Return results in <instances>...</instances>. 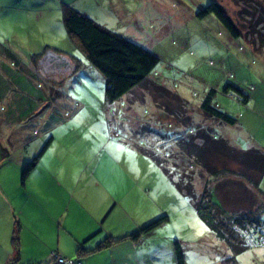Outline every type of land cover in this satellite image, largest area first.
I'll list each match as a JSON object with an SVG mask.
<instances>
[{
	"label": "rangeland",
	"instance_id": "374dc122",
	"mask_svg": "<svg viewBox=\"0 0 264 264\" xmlns=\"http://www.w3.org/2000/svg\"><path fill=\"white\" fill-rule=\"evenodd\" d=\"M112 2L131 12L126 20L114 11L110 20H105L106 11L102 2L100 6L92 0L82 3L90 16L101 17L104 26L127 36L131 42L158 57L152 75L187 100L191 123L183 126L166 116L157 115L160 111H156L151 95L140 87L119 100L108 102L104 96L103 76L71 42L60 20L61 12L56 9L47 17L45 31L41 23L32 25L34 33H24V39L19 37L14 43L16 51L23 52L21 58L25 64L48 52L57 63V68L61 69V64L65 63L63 69L68 67L69 73L57 70V74L49 67L44 70L58 80L52 88L45 87L46 83L42 82L44 88L54 95L53 109L45 119L46 125L43 128L22 127L31 149L36 145L38 150L49 135L53 138L24 181L21 179L22 167L28 161L16 165L8 159L3 173L8 178L16 175L22 208L33 211L37 195L43 199L42 193L49 192L50 181L47 179L46 184L43 181L44 176L49 177L46 173L48 169L39 163L64 157L68 174L78 179L84 162L97 154L99 161L117 163L132 172L137 178L135 182L141 184L143 197L150 199L161 211H193V230L198 225L203 228L197 227L196 235L204 234L207 226L196 214L193 201L182 192L180 194L174 181L186 178L192 183L186 190L198 198L207 185L208 173L200 165H193L187 157L178 155L176 142L201 127L214 132L212 134L216 138L236 140L237 144H241L238 149H257L264 153V46L256 49L248 39L230 36L213 14L198 18L195 13L209 2H217L232 19L244 20L246 25L251 22L252 29L258 28L264 33V0H104L103 3L109 6ZM20 33L18 29L17 34ZM10 35L9 31L0 30V43L12 45ZM33 40H42V46H47H40L38 55L28 57L25 53L35 52ZM81 66L80 72H77ZM23 74L29 75L32 80L37 79L33 73L23 71ZM209 89L215 93L213 105L221 103L229 108V114L236 118L234 124L203 116L199 106ZM58 91L61 98H58L61 96ZM242 95L248 99L247 103L245 101L248 105L237 101L236 97ZM45 102L48 104L49 99ZM245 106L248 109L239 125L242 113L239 107ZM48 107L39 105L36 111L44 113ZM220 109L223 111L224 107ZM33 128L35 131L31 132ZM208 156L218 163V168L221 166L213 153L208 152ZM61 171L64 172V169L61 168ZM216 178L218 181L224 178L236 180L228 173H220ZM186 179L183 185H187ZM259 183L260 188L264 186V179ZM231 184L226 189H217V194L226 208L237 210L243 203L240 198L242 188H229ZM212 234H207L205 239L209 241L211 238L219 243V238Z\"/></svg>",
	"mask_w": 264,
	"mask_h": 264
},
{
	"label": "crops",
	"instance_id": "0c3cea01",
	"mask_svg": "<svg viewBox=\"0 0 264 264\" xmlns=\"http://www.w3.org/2000/svg\"><path fill=\"white\" fill-rule=\"evenodd\" d=\"M92 1L97 6L102 2V8L106 11L103 16L105 20H110L113 11L125 20L131 13L117 7L113 2L107 6V3H103L104 0ZM82 2L85 0H0V30L9 31L13 39L12 45L0 43V264H6L14 256L11 240L15 223L19 225V259L16 264H57L50 263V254L53 251L65 258L80 260L83 264H177L175 241L182 246L183 264H264V248H247L234 254L226 242L208 227L204 234L196 235L197 227H203L196 226L195 222L196 230H193V211H161L150 199L143 197L141 184L135 182L137 178H134L132 172L117 163L99 161L97 154L84 162L78 179L68 174L64 157L39 163L46 165L48 169L46 173L49 177L44 176L43 181L45 184L47 179L50 181L49 192L42 193L43 199L38 195L37 199L35 197L33 211L22 208L17 192V177L14 174L9 178L5 177L4 164L9 159L11 163L22 165L36 156L39 149H36V145L33 149L27 145L23 134L25 129L22 127L43 128L46 117L53 109L54 95L44 88L43 83H46L45 87L52 88L58 80L49 76L46 69L49 67V70L56 72L69 71L68 67L63 69L66 63L61 64V69L57 68V63L48 52H43L39 59L25 64L21 58L23 52L16 51L14 43L19 37L24 39V33H34L32 25L41 23L42 30L45 31L47 17L56 9L62 15L64 6L71 7L106 27L101 17L89 15ZM18 29L21 31L20 35L17 34ZM33 42L35 52L25 53L28 57L38 55V49L43 45L42 40ZM45 46L47 45L42 48ZM72 66L73 63L69 64L70 68ZM81 68L82 66L77 72ZM23 71L33 73L38 80H32ZM22 78L26 80L23 81ZM39 83L41 86H38ZM61 97L62 95L58 98ZM47 98L48 104L45 102ZM216 104L219 109L224 107L223 112L229 114V108L221 103ZM39 105L49 107L44 113L38 114L36 110ZM239 108L242 109L241 119L239 115L241 125L248 106ZM157 115L163 116L161 111ZM228 142L236 148L241 145L236 140ZM98 152L101 153L100 148ZM213 178L207 175L206 186L214 185L210 181ZM260 190L257 203L262 207L259 218L264 220V186ZM164 215L167 219L151 231L136 239L130 236ZM211 232L219 238V243L211 238L209 241L205 239ZM105 241L109 243L103 245Z\"/></svg>",
	"mask_w": 264,
	"mask_h": 264
},
{
	"label": "trees",
	"instance_id": "16d2710c",
	"mask_svg": "<svg viewBox=\"0 0 264 264\" xmlns=\"http://www.w3.org/2000/svg\"><path fill=\"white\" fill-rule=\"evenodd\" d=\"M207 14H213L230 36L248 39L256 49L264 46V33H261L258 28L252 29L250 21H248V23L250 22L249 25H246L244 20L241 22L238 19H232L225 13L224 7L217 2H209L195 13L198 18H203ZM61 19L71 42L83 52L86 60L103 76L104 96L108 102L112 103L119 100L134 88L140 87L151 95L156 109L160 110L163 116L168 117L170 121L172 120L175 124L180 123L183 126L191 123L187 100L165 87L162 82L152 75L159 60L156 55L131 42L123 35L103 27L71 7L64 6L62 8ZM214 94V91L209 89L202 99L199 108L203 116L215 119L218 122L234 124L236 118L221 111L216 103L213 105L212 98ZM240 99L244 103L247 100L245 95H242ZM212 133L214 132L197 127L193 134L177 140L176 153L190 159L193 165H200L210 177H215L210 179L214 182V185L204 186L201 194L196 198L194 193L186 190L192 184L186 178H179L174 181V184L178 191L193 201L199 218L207 227L226 242L234 254H237L248 247L242 245V237L238 231L234 230V227L242 230L243 228L254 230L264 227V220L259 218L262 207L257 203V195L261 193L259 182L262 174H264V153L257 149H238L230 144L228 140L216 138L215 134ZM52 138V135H49L39 148L36 156L22 167L21 179L23 181L28 171L36 164L38 157L48 148ZM197 140H200V142H197ZM208 152L213 153L216 160L221 163L219 168L217 167L218 163H214L213 158L210 159ZM228 164L230 165L228 166ZM220 173H228L236 180L231 179L232 181H229L224 178L218 181L216 176ZM184 179L187 180V185H183ZM230 182L232 184L229 188H235L236 186L242 188L240 198L243 203L237 210L226 208L217 194V189H226ZM248 186H250V189ZM166 219L165 215L161 216L130 236L136 239L141 234L151 231ZM17 233L18 225L15 223L11 240L14 256L6 264H16L18 262ZM108 243L109 241H105L103 245ZM174 249L176 263L183 264V249L178 241H175Z\"/></svg>",
	"mask_w": 264,
	"mask_h": 264
},
{
	"label": "built area",
	"instance_id": "2783aa9c",
	"mask_svg": "<svg viewBox=\"0 0 264 264\" xmlns=\"http://www.w3.org/2000/svg\"><path fill=\"white\" fill-rule=\"evenodd\" d=\"M156 74V73H154ZM241 97H236L237 101H241ZM67 115L66 112H64ZM234 227L235 231H238L239 235L242 237V245L245 247H264V227H259L257 229L251 230L247 228L239 229ZM50 263L57 264H83L80 260L69 259L60 256L57 252H52L50 254Z\"/></svg>",
	"mask_w": 264,
	"mask_h": 264
},
{
	"label": "clouds",
	"instance_id": "9594fccd",
	"mask_svg": "<svg viewBox=\"0 0 264 264\" xmlns=\"http://www.w3.org/2000/svg\"><path fill=\"white\" fill-rule=\"evenodd\" d=\"M241 97V96H240Z\"/></svg>",
	"mask_w": 264,
	"mask_h": 264
}]
</instances>
